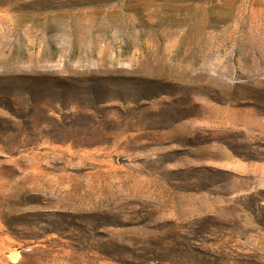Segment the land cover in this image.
<instances>
[{
  "label": "rangeland",
  "instance_id": "rangeland-1",
  "mask_svg": "<svg viewBox=\"0 0 264 264\" xmlns=\"http://www.w3.org/2000/svg\"><path fill=\"white\" fill-rule=\"evenodd\" d=\"M0 264H264V0H0Z\"/></svg>",
  "mask_w": 264,
  "mask_h": 264
}]
</instances>
